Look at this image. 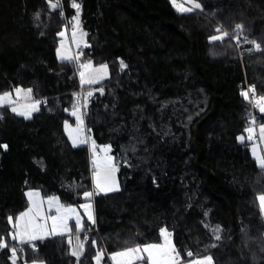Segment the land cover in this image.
Wrapping results in <instances>:
<instances>
[{
    "label": "trees",
    "instance_id": "1",
    "mask_svg": "<svg viewBox=\"0 0 264 264\" xmlns=\"http://www.w3.org/2000/svg\"><path fill=\"white\" fill-rule=\"evenodd\" d=\"M194 1L201 7L180 11L172 0H76L90 44L81 59L111 70L83 87L80 57L58 56V34L76 14L71 0L59 9L48 0H0V95L22 87L42 100L30 118L0 108V264H97L100 250L112 264L111 254L161 241V228L185 259L192 251L215 264H264V168L246 132L264 124V0ZM79 106L94 140L128 163L119 191L95 192L90 147L67 134ZM29 190L65 204L94 202L81 258L64 236L38 241L36 252L10 238L8 217L28 208Z\"/></svg>",
    "mask_w": 264,
    "mask_h": 264
},
{
    "label": "rangeland",
    "instance_id": "2",
    "mask_svg": "<svg viewBox=\"0 0 264 264\" xmlns=\"http://www.w3.org/2000/svg\"><path fill=\"white\" fill-rule=\"evenodd\" d=\"M198 4L194 0H175L174 5L180 10L184 8H196L195 5ZM80 15H79V24L77 25L74 20H72L71 27L67 26L64 28L62 32H64V36H60V43H59V52L62 53L64 56H71L73 57L72 60H81V65L87 64L88 62H83L81 56L84 52L86 46L85 44L88 43V36H82V33H86L82 26V7L80 6ZM76 31V38L73 39L72 33ZM79 45V47H78ZM80 51L81 55H77ZM59 56V55H58ZM59 59L62 61H70L67 59ZM92 67L89 69L82 68L84 72V79H88L89 76L95 75V69H98L100 65H95L91 62ZM107 65L106 73L102 72L101 75L104 76L98 83L95 84H82L83 87H89L92 85H96L99 83L104 82L110 77L111 70L108 64ZM23 89V88H21ZM27 90V89H26ZM90 92V91H88ZM88 92L83 93V103L86 102L85 95L88 96ZM29 94V93H28ZM2 96V95H0ZM85 100V101H84ZM6 102V101H5ZM260 106H264V101H261ZM77 113V115H73L76 118V124L67 123L66 131L72 138V141L76 140V146L79 145H88L90 147V151L92 154V168H93V180H94V187L95 192L97 193L96 189V181L97 177L94 175L95 172L99 171L101 183H103V176L105 173V165L109 163L108 158L111 157L110 163L115 167L116 171L115 175V183H111L110 186L115 189L113 191H106V192H99L97 194H108L112 192H116L121 190L122 182L120 180V167L127 166L128 163L126 161H122L119 159L117 161L116 156L113 153V148L111 145H100L98 144L94 138L89 134L88 129L85 126V115L82 106L75 108L72 111L73 113ZM33 115V114H32ZM31 115V116H32ZM79 117V119H78ZM82 121V123H81ZM261 126H264L263 123L256 124L253 127L254 132L252 134V138L250 139V146L251 152L253 157L258 161L260 165V160L264 159V133L261 132ZM86 141V143H80V141ZM93 142L95 143V152H93ZM95 161V167H94ZM261 166V165H260ZM262 167V166H261ZM264 168V167H263ZM32 193L31 198L28 196L29 199V206L28 208L19 214L16 219L12 218V225H15L13 234L17 236L16 241L21 243V239L24 241L22 243H37L38 241L49 239L52 237L64 236L67 237L72 244L73 251L77 252L78 258H81L84 255L85 247H86V233L88 232V228L90 225H94L96 223V212H95V204L92 200H87L81 204H65L60 196L58 195H49L45 196L40 190H29L27 192ZM54 198L52 200L51 206L49 203V199ZM88 204L90 205L89 208L85 209L81 207V205ZM59 209V211H57ZM74 210V211H70ZM88 214H91L94 223L88 220ZM56 216V227L53 230V220L52 217ZM80 218L81 227H76V220ZM168 243L165 244L164 239L161 237V241L153 244H165V248L159 251L153 250L154 257L160 261V264H166L168 261L169 256V249L174 248L175 252L179 254V257L175 264H189L191 259L197 258L202 259L204 256H211L210 254L207 255H197L193 256L192 258L185 259L178 251L175 245L173 233L168 229ZM31 236L38 237L35 240H31ZM42 237V238H41ZM83 245V247H81ZM125 251V250H123ZM121 251V252H123ZM119 253V252H117ZM99 254V262L98 264H103V261L106 257V251L100 250ZM97 254V255H98ZM114 254L110 255V260L112 264H130L129 257L117 256ZM136 255H142L144 259L136 260ZM147 253H138L133 254L131 258V264H148ZM97 262V259H96ZM33 264H46L45 262H34ZM212 264H215L214 259L212 257Z\"/></svg>",
    "mask_w": 264,
    "mask_h": 264
},
{
    "label": "snow or ice",
    "instance_id": "3",
    "mask_svg": "<svg viewBox=\"0 0 264 264\" xmlns=\"http://www.w3.org/2000/svg\"><path fill=\"white\" fill-rule=\"evenodd\" d=\"M172 2L175 3V0H172ZM48 3L50 5V7L54 8V9H59L61 7V5L59 4V0H57V3H52V0H48ZM71 7L73 9H76V14L72 17V20H74L76 22V24L78 25L79 22H80L79 21L80 4L77 3L76 0H71ZM195 7L198 9L201 6L199 4H196ZM182 10L183 11H191L192 9L184 8ZM242 27H243L242 25H236V29H242ZM216 31L217 32H221V30L219 28H217ZM58 35L64 36V32H60ZM86 35H87V33H82V36H86ZM72 36H73V39L75 40V38H76V31L75 30L73 31ZM226 36H228V34L225 32V33H221V35H213V36H211L210 40L211 41H218V40L224 39ZM253 44H254V47L257 50H259V48H260L259 44H255V42H253ZM84 46L88 47L89 45L85 44ZM78 47H79V45H78ZM58 55L60 56L61 59H67V60H72L73 59V57H71V56H64L62 53L59 52V49H58ZM120 64H121V68L122 69L127 67V65L124 64L123 61H121ZM81 67L89 69V68L92 67V65H91V62L89 61L87 64L81 65ZM107 67H108L107 65H100V67L98 69L94 70L96 74L89 76L88 79H84V72L81 71L80 72L81 82L83 84H95V83H98L101 79L104 78V76L101 75V73L102 72L106 73ZM15 91L17 93H19L21 90L20 89H15ZM99 91L102 92L103 89L101 88V89H99ZM253 91H254V89H253ZM27 92L29 94H31L32 89H27ZM87 95L88 96H92L93 93L92 92H88ZM242 95L245 97V99H248V92L247 91L242 92ZM10 97H11V93H4L2 96H0V104H3L5 101L10 103L11 102L10 101ZM261 101H264V97H261L259 100H257V104L259 105L261 103ZM39 104H40V101H35L31 106H29L28 110L19 111L18 114L25 116V118H30L32 111H37L38 110V105ZM11 110L13 112H17V108H15V107H13ZM259 111H260L261 114H264V106H260L259 107ZM73 115H77V113L74 112ZM78 119H79V117H78ZM252 122L254 123V119H253ZM81 123H82V121H81ZM246 132L249 134L248 138L251 139L252 138V134L254 132V129L253 128H248V129H246ZM261 132L264 133V126H261ZM239 139L241 141H244L245 137L241 136V137H239ZM80 143H86V141L82 140V141H80ZM73 145L76 146V140L75 139L73 140ZM0 147L7 148V145H2ZM93 152H95V143L94 142H93ZM111 159L112 158L109 157L108 158L109 163L105 165V173H104V176H103V183H101L99 171L94 173V175L97 177V181H96L97 193L115 190V189H113L110 186L111 183H115V175H114V173L116 171L115 167L110 163ZM260 165L262 167H264V159L260 160ZM95 166L96 165H95V161H94V167ZM27 195L31 198L32 193H28ZM82 195H83L84 198H91L92 195H93V192L85 191ZM53 199L54 198H50L49 199L50 206H51V203H52ZM259 199H260L262 205H264V196L259 197ZM81 207L87 209V208L90 207V205L84 204V205H81ZM57 211H59V209H57ZM70 211H74V210L70 209ZM87 218H88L89 221L94 223V220H93L91 214H88ZM52 220H53V230H55L57 217L53 216ZM8 221H9L10 224H12V217H8ZM13 227H15V225H13ZM76 227L77 228L81 227V221H80L79 217L76 220ZM160 235L164 239L165 244H167L168 243V235H169L167 233V229L166 228H161L160 229ZM10 238L15 240V239H17V236L14 235V234H10ZM37 238L38 237H36V236H31L30 237L31 240H35ZM216 239H219V236H217ZM20 242L22 243L24 241L21 239ZM94 243L95 242H93V244ZM165 244H145V245H142V246H137L135 248H128V249H126L123 252L116 253L115 255L123 256V257H129V261H130V264H131V258L133 257V254H138V253L143 252V253H147L148 254L147 255L148 264H160V261L157 260L154 257L153 250L159 251L161 249H164L165 248ZM0 247H7V244L5 242H3L2 240H0ZM81 247H83V245H81ZM168 251H169V256H168V261L166 262V264H175L176 260L178 258H180L179 254L175 252L174 248H170ZM11 252H12L13 256L16 255V249L15 248H12ZM71 254L73 256H77V252L76 251H72ZM185 255L187 257H189V258H192L194 256L192 251H188ZM96 259H97V264H98V262H99V254L97 255ZM135 259L136 260H142V259H144V257L142 255H136ZM189 264H212V257L211 256H204L202 259L194 258V259H191L189 261Z\"/></svg>",
    "mask_w": 264,
    "mask_h": 264
},
{
    "label": "crops",
    "instance_id": "4",
    "mask_svg": "<svg viewBox=\"0 0 264 264\" xmlns=\"http://www.w3.org/2000/svg\"><path fill=\"white\" fill-rule=\"evenodd\" d=\"M260 50H261V48H259V51ZM21 88L22 87L16 88V89H20L21 90L19 93H17L15 90L12 91V92H8V93H11V97H10V101L11 102L9 103V102L6 101L3 104H0V108L6 107V106H11L12 108L13 107L17 108V112L26 111V110H28L29 106H31L35 101H40V104L38 105V110H39V108H40V106L42 104V100L34 98L32 92H31V94H28L26 89H24V88L21 89ZM35 112L36 111H32L31 115L34 114ZM85 126H86V123H85ZM86 129H87V126H86ZM68 136H69L71 142L73 143L71 136L69 134H68ZM79 146H82V145H79ZM0 157H1V154H0ZM261 196H264V194L260 195L259 197H261ZM259 201H260V199H259ZM260 204H261V207H262V210H263V213H264V205H262L261 201H260ZM29 244L36 246V243H29ZM72 251H73V248H72ZM33 263H30V264H33Z\"/></svg>",
    "mask_w": 264,
    "mask_h": 264
},
{
    "label": "built area",
    "instance_id": "5",
    "mask_svg": "<svg viewBox=\"0 0 264 264\" xmlns=\"http://www.w3.org/2000/svg\"><path fill=\"white\" fill-rule=\"evenodd\" d=\"M77 55H81L80 51L77 53ZM81 71H83V70H82L81 67H79V70H78L79 74H80ZM251 97H252V99H254V98H255V94H252ZM78 100H79V101H83V96H82V95L78 96ZM255 118H257V116H255ZM256 120H257V119H256ZM121 163H122V160H121ZM87 238H88V236H87ZM30 248H31V250H33L34 252L37 251V247H36L35 245H30ZM25 250H26V247L21 246V247H19V248L16 249V255H15V256L11 255V257H12L13 259H16V258L18 257L19 254L25 253Z\"/></svg>",
    "mask_w": 264,
    "mask_h": 264
},
{
    "label": "water",
    "instance_id": "6",
    "mask_svg": "<svg viewBox=\"0 0 264 264\" xmlns=\"http://www.w3.org/2000/svg\"><path fill=\"white\" fill-rule=\"evenodd\" d=\"M88 45L90 46V44H88ZM89 46H88V47H89Z\"/></svg>",
    "mask_w": 264,
    "mask_h": 264
}]
</instances>
